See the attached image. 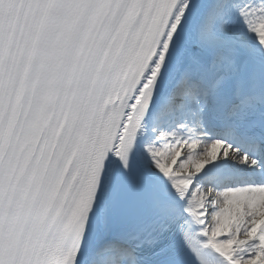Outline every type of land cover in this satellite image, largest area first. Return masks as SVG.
Segmentation results:
<instances>
[{"label": "snow or ice", "instance_id": "snow-or-ice-1", "mask_svg": "<svg viewBox=\"0 0 264 264\" xmlns=\"http://www.w3.org/2000/svg\"><path fill=\"white\" fill-rule=\"evenodd\" d=\"M0 264H264V0H0Z\"/></svg>", "mask_w": 264, "mask_h": 264}]
</instances>
